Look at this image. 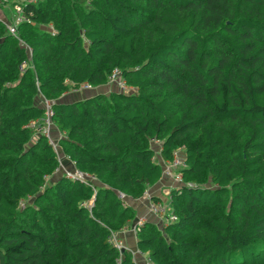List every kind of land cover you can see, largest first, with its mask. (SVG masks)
Listing matches in <instances>:
<instances>
[{"label": "trees", "instance_id": "16d2710c", "mask_svg": "<svg viewBox=\"0 0 264 264\" xmlns=\"http://www.w3.org/2000/svg\"><path fill=\"white\" fill-rule=\"evenodd\" d=\"M24 11L23 72L25 48L0 21V264H136L112 241L136 215L118 191L140 198L162 177L157 156L172 161L182 146L178 220L143 223L138 249L155 264H264V0H43ZM115 69L135 91L58 101L109 85ZM39 95L95 189L55 179L57 152L32 126L45 117Z\"/></svg>", "mask_w": 264, "mask_h": 264}, {"label": "built area", "instance_id": "2783aa9c", "mask_svg": "<svg viewBox=\"0 0 264 264\" xmlns=\"http://www.w3.org/2000/svg\"><path fill=\"white\" fill-rule=\"evenodd\" d=\"M39 1L43 0H0V11L3 9V6L10 5L11 6V12H12V19L6 20L2 15L0 14V21L5 25L7 28L8 32L15 36L18 37V27L24 23H30L31 22V16L26 14L24 9L25 7L30 4V3H38ZM26 49H29L30 54H32L31 48L25 44ZM27 66V61L22 63L19 66L20 72H23ZM109 84H112L116 90H120L122 92L128 93L129 89H132L131 92L135 91L133 87H130L126 84V82L123 80L121 77V73L118 69H115L112 74L109 77ZM94 87L88 83H84L77 88L74 89L75 92H81L84 90H91ZM129 92V93H131ZM42 105L45 108V117L42 118L40 121L37 122H32V126L36 128V131L38 132L37 134L39 135H45L48 137L49 142L52 144L54 149L57 152L58 144L53 141V139L50 137V133L52 131V128L54 127L53 122H52V116H53V101L47 99L44 97ZM153 145L158 146L157 147V153L159 152V147H160V141L158 140H153ZM179 151V150H178ZM177 151V152H178ZM177 152H175L174 159L172 161H167L166 163L168 164V168H178V171H175L176 174V182L180 183L182 181V173L181 170L182 168L185 167V163L183 158L179 159L177 157ZM59 166L55 169V174L62 173V175L67 176L70 179L73 180H79L83 182L84 184H89L95 189V183L97 182L96 177L88 172L82 171L76 166H74L71 170H66L64 165L59 159ZM166 164V165H167ZM75 165V163H74ZM118 197L120 200L127 202L128 200V195L122 191H118ZM142 197H144L148 201V210L149 212L160 218L161 220L164 221L165 224L168 223H173L178 220V216L172 212L170 203L169 204H164L163 201L156 200L152 197L150 190H145ZM145 221L140 220L138 223L139 226L141 227ZM136 228L137 230H140V227ZM138 233V231H137ZM112 241L116 248L122 252L126 250L124 243L119 240L115 239V234L112 237ZM146 263L147 264H155L150 257L146 255Z\"/></svg>", "mask_w": 264, "mask_h": 264}, {"label": "crops", "instance_id": "0c3cea01", "mask_svg": "<svg viewBox=\"0 0 264 264\" xmlns=\"http://www.w3.org/2000/svg\"><path fill=\"white\" fill-rule=\"evenodd\" d=\"M0 14L7 21L8 20L11 21V19H12L11 6L7 5L5 8H3L0 11ZM107 86H110V85L101 86V87H94L93 89H91L92 91L84 90L81 92H75L74 90H71V91L65 93L63 95V97H61L58 101L59 102L61 101L63 103H70V102H73L76 100H81V99L91 97V96L97 94L98 92L109 93L110 91L115 89V87L111 86L112 89L106 92L105 88H107ZM43 99H44L43 95L37 96L36 97V103L38 105L43 106L42 105ZM52 132L54 135V139H56L58 145L60 146L59 141H61V139L63 137H65V133H62L56 126H54V128H52ZM64 155L68 159V162L65 161V162H67V166L73 168L75 166L74 165L75 162L71 158H69L65 153H64ZM161 159L159 160L157 158V161H159L162 165ZM162 168H163V165H162ZM61 175H62V173L54 174V177L56 179V178L60 177ZM178 185H179V183H177V182L175 183V181H172L166 175L164 176V168H163V174H162V177L159 180V182L157 184H155L154 186L149 187L147 189L150 190V193L154 199L164 202V197L161 193L163 192L164 194L169 195V197H170L171 189L174 187H177ZM140 198H143V197L141 196ZM127 203L135 209V211H136L135 219H136V217L140 218L143 216V219L145 222L146 221L152 222L159 229H161L160 225L158 224L159 220H161V219L160 218L158 219V217H156V216L152 215L150 212H148V209H147L148 201H147V203H145V202L141 201L139 198L129 197L127 200ZM135 219L129 223L128 227H126L125 229L115 233V235H117L118 239H120L124 243L125 248L127 250L131 251V253L133 254L134 257L137 256L138 260H140L141 263L144 264V261H146V254L142 253L138 249V246H137V242H138L137 241V232H136V228L134 226ZM145 264H147V263L145 262Z\"/></svg>", "mask_w": 264, "mask_h": 264}, {"label": "rangeland", "instance_id": "374dc122", "mask_svg": "<svg viewBox=\"0 0 264 264\" xmlns=\"http://www.w3.org/2000/svg\"><path fill=\"white\" fill-rule=\"evenodd\" d=\"M6 6H3L2 8H5ZM7 29V28H6ZM17 43L21 46V47H24L25 49H24V51H26V53H27V56H28V58H29V62L27 63V67H28V65L29 66H32L31 64H30V61L32 60L31 59V56H32V54H30V51H29V49H26V47H25V41L22 39V38H20V37H17ZM110 86H107V88H105V91L107 92V91H109V90H111L112 89V87L111 86H113L112 84H109ZM114 87V86H113ZM88 91H92V90H88ZM132 91V89H129V91H128V93L129 92H131ZM132 93V92H131ZM54 128V127H53ZM36 129V128H35ZM38 132L36 131V134H37ZM50 137L53 139V141L55 142V143H57V141H56V139H54V135H53V132L51 131V133H50ZM58 144V143H57ZM57 155H58V158L60 159V161L62 162V164L63 165H65L64 167H65V169L66 170H71L72 168L71 167H68L67 166V162H68V159L65 157V155H64V151H63V149L58 145V148H57ZM184 155H185V146H182V148H179V151L177 152V157L179 158V159H182L183 157H184ZM157 158L160 160L161 158L159 157V156H157ZM65 161H67V162H65ZM161 162H162V165H163V168H164V176L166 175L169 179H171L172 181H175V183H176V174H175V171H178V168H168V164L166 163V161H164V160H162L161 159ZM167 164V165H166ZM54 180V178H52V177H50L49 178V180H48V182H52ZM208 185V184H207ZM162 195H163V197H164V204H169L170 203V197H169V195H166V194H164L163 192L161 193ZM141 201H143V202H145V203H147V201H146V199L143 197V198H139ZM143 199V200H142ZM147 209H148V205H147ZM148 212H149V210H148ZM159 219V218H158ZM140 220H144L143 219V216L142 217H136V219H135V223H134V226H135V228H138V226H139V222H140ZM158 224L160 225V227H161V229H163L164 228V226H166L165 225V223H164V221L163 220H159V222H158ZM140 227V226H139ZM141 229V228H140ZM137 231H140V230H137ZM136 231V232H137ZM115 239H118V237H117V235H115ZM120 240V239H119ZM133 258H134V260H135V262H136V264H142L141 263V261L140 260H138V258H137V256L136 257H134L133 256ZM145 262L146 261H144V264H145Z\"/></svg>", "mask_w": 264, "mask_h": 264}, {"label": "water", "instance_id": "95a60500", "mask_svg": "<svg viewBox=\"0 0 264 264\" xmlns=\"http://www.w3.org/2000/svg\"><path fill=\"white\" fill-rule=\"evenodd\" d=\"M122 252H124V251H122Z\"/></svg>", "mask_w": 264, "mask_h": 264}]
</instances>
